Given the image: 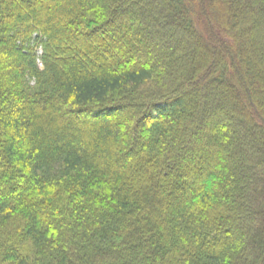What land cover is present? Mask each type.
Masks as SVG:
<instances>
[{
	"label": "trees",
	"instance_id": "1",
	"mask_svg": "<svg viewBox=\"0 0 264 264\" xmlns=\"http://www.w3.org/2000/svg\"><path fill=\"white\" fill-rule=\"evenodd\" d=\"M0 264H264V0H0Z\"/></svg>",
	"mask_w": 264,
	"mask_h": 264
}]
</instances>
